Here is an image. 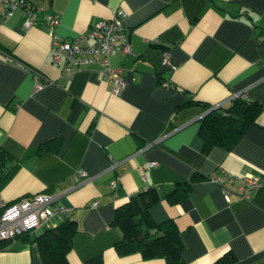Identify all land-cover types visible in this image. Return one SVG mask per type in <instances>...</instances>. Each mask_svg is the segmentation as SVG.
<instances>
[{
    "label": "crops",
    "instance_id": "crops-1",
    "mask_svg": "<svg viewBox=\"0 0 264 264\" xmlns=\"http://www.w3.org/2000/svg\"><path fill=\"white\" fill-rule=\"evenodd\" d=\"M28 1L43 9L30 28L23 8L6 19L0 13V147L12 173L0 186L3 199L45 193L71 207L78 232L70 264L99 254L104 264H167L115 249L122 239L116 207L153 187L163 198L151 215L176 221L184 264L226 256L232 264H264V185L242 199L239 182H224L227 199L215 181L225 173L264 175V0ZM115 11L125 14L134 52L112 58L126 81L120 95L98 63L68 74L51 53L53 34L71 40ZM46 14L59 25H47ZM166 52L174 68L163 64ZM237 94L263 105L258 124L232 149L204 152L207 105L227 106ZM188 101L197 103L181 106ZM46 142L50 151L33 153ZM79 170L90 178L78 183ZM195 175L202 179L184 201L166 198ZM95 200L100 206L92 208ZM30 238L0 250V264H44Z\"/></svg>",
    "mask_w": 264,
    "mask_h": 264
},
{
    "label": "trees",
    "instance_id": "trees-1",
    "mask_svg": "<svg viewBox=\"0 0 264 264\" xmlns=\"http://www.w3.org/2000/svg\"><path fill=\"white\" fill-rule=\"evenodd\" d=\"M195 103L197 101H188L181 106ZM212 107L207 105L208 109ZM262 110L263 105L259 102L247 100L239 95L233 98L229 105L207 112L200 119V136L204 152H209L215 146L232 149L250 126L258 124ZM50 150L51 142H46L35 148L33 153L42 154ZM10 160V155L0 147V186L12 176V173L7 171ZM200 179L201 175H195L190 182L167 194L166 198L172 203L184 201L190 193L192 182ZM161 198H163L161 193L152 187L116 207L113 224L122 232V239L115 244L118 254L125 256L137 253L146 260L160 258L167 264H184L182 258L184 247L176 221L170 218L156 222L151 215V207ZM77 232V222L69 216L54 227L41 229L33 238L29 237V232L22 236L30 238V241L37 244L44 264H70L69 254L73 248V237ZM12 240L0 239V250L5 249ZM232 262V257L226 256L219 259L216 264ZM85 264H104V257L102 254L95 255Z\"/></svg>",
    "mask_w": 264,
    "mask_h": 264
},
{
    "label": "built area",
    "instance_id": "built-area-1",
    "mask_svg": "<svg viewBox=\"0 0 264 264\" xmlns=\"http://www.w3.org/2000/svg\"><path fill=\"white\" fill-rule=\"evenodd\" d=\"M17 8H23L25 11L27 28L36 23L37 10H43L28 0H0L1 18H8ZM124 18L123 12L115 11L112 18L101 19L89 30L71 40L53 34L51 47L53 61L55 63L64 62V70L68 74H73L90 64L98 63L102 67L104 77L112 83V93L120 95L126 81L123 77V68L113 66L112 58L118 54H134ZM45 19L47 25L51 27H56L60 23L58 17L50 14H46ZM162 61L164 65L174 68L168 52L164 53ZM37 79H39L38 75H36V88L39 89L42 85ZM239 95H235L234 98ZM220 106L222 105L214 107L219 108ZM88 178L90 177L85 170H79L76 174L78 183L85 182ZM215 181L224 187L227 199L230 198V191L225 183L237 182L240 183V198L250 199L253 191L264 185V175H247L240 178L225 173L224 176L215 178ZM117 184L118 180L111 182L114 192ZM90 206L99 207L100 202L95 200ZM72 212L71 207L58 204L57 197L54 195L35 194L7 203L0 193V239H14L28 232L54 227L66 217L71 216Z\"/></svg>",
    "mask_w": 264,
    "mask_h": 264
},
{
    "label": "water",
    "instance_id": "water-1",
    "mask_svg": "<svg viewBox=\"0 0 264 264\" xmlns=\"http://www.w3.org/2000/svg\"><path fill=\"white\" fill-rule=\"evenodd\" d=\"M214 109H216V108H215V107H212L211 109H209V111H212V110H214ZM209 111H208V112H209Z\"/></svg>",
    "mask_w": 264,
    "mask_h": 264
}]
</instances>
